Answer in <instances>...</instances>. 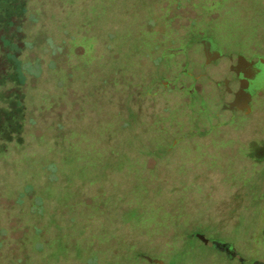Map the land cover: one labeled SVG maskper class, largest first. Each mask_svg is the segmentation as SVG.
<instances>
[{"label":"rangeland","instance_id":"obj_1","mask_svg":"<svg viewBox=\"0 0 264 264\" xmlns=\"http://www.w3.org/2000/svg\"><path fill=\"white\" fill-rule=\"evenodd\" d=\"M12 31L0 264L264 256V89L223 110L229 63L194 42L264 61V0H0V43Z\"/></svg>","mask_w":264,"mask_h":264},{"label":"flooded vegetation","instance_id":"obj_2","mask_svg":"<svg viewBox=\"0 0 264 264\" xmlns=\"http://www.w3.org/2000/svg\"><path fill=\"white\" fill-rule=\"evenodd\" d=\"M210 44V53L212 56L209 58L206 56V62L208 64H213L219 60L226 59L229 63V67L222 79L214 80L213 86L218 88L220 91L219 99L223 103V110L229 112L237 113L241 112L243 114L253 112V100L257 94H259L264 89V61L248 63L246 65H239L235 58L233 57L234 52L224 53L219 49L213 40L206 35H202L199 39L194 42L198 44L203 49L204 53L206 48V42ZM205 42V43H204ZM219 50L221 52V57L216 58L215 52ZM185 49H182L180 53H184ZM248 61H252L254 58H245ZM211 62V63H210ZM163 84L166 87L170 86V82L164 80ZM176 87V86H175ZM180 91H188L189 94H194L196 91L203 93V89L200 86L196 88H188L185 84H180ZM159 91L154 93V96L158 95ZM219 101V102H221ZM237 264H256L259 261L264 264V256L261 258H255L253 260H238Z\"/></svg>","mask_w":264,"mask_h":264},{"label":"trees","instance_id":"obj_3","mask_svg":"<svg viewBox=\"0 0 264 264\" xmlns=\"http://www.w3.org/2000/svg\"><path fill=\"white\" fill-rule=\"evenodd\" d=\"M18 39H19V37H17V35H15L13 31L10 32L8 35L2 37V41H1L2 43H0V56H2L1 59L3 61H5V60L8 61L9 59L12 58L13 62L15 63L13 65L16 67L17 71L21 72L22 70L20 68V61L16 57L12 56V54H10L11 49H7L9 46H12V47L15 46L16 47L17 44H19ZM10 69L11 68L9 66H7L5 64H3V65L1 64L0 65V78L4 77V75L6 73H9ZM20 84H21V81H20V83H18V85H20Z\"/></svg>","mask_w":264,"mask_h":264},{"label":"water","instance_id":"obj_4","mask_svg":"<svg viewBox=\"0 0 264 264\" xmlns=\"http://www.w3.org/2000/svg\"><path fill=\"white\" fill-rule=\"evenodd\" d=\"M206 42V41H205ZM204 42V43H205ZM206 44V48H205V52H206V56L207 57H211L212 56V54L210 53V44L209 43H205ZM215 56H216V58H220L222 55H221V52L219 51V50H217L216 52H215ZM233 57L235 58V60L237 61V63H239V65L241 64V65H246V64H248V63H255V62H263V59H260V58H254L252 61H248V60H246L245 59V57L243 56V55H241V54H238V53H234L233 54ZM196 237L200 240V241H202V242H204V243H209L211 240L210 239H208V238H206L204 235H201V234H198V235H196ZM218 240H214V244H216V245H221V242H217ZM220 248H222L223 250H227V248H226V245L225 244H223V245H221L220 246ZM145 259L147 260V261H149V262H154V260L152 259V258H148V257H145ZM256 264H262V262H259V261H257V262H255Z\"/></svg>","mask_w":264,"mask_h":264}]
</instances>
